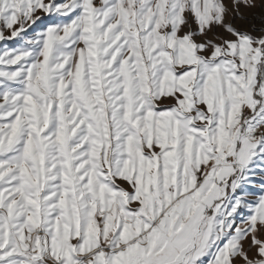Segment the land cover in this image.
<instances>
[{"label": "snow or ice", "instance_id": "obj_1", "mask_svg": "<svg viewBox=\"0 0 264 264\" xmlns=\"http://www.w3.org/2000/svg\"><path fill=\"white\" fill-rule=\"evenodd\" d=\"M0 264H264V0H0Z\"/></svg>", "mask_w": 264, "mask_h": 264}]
</instances>
